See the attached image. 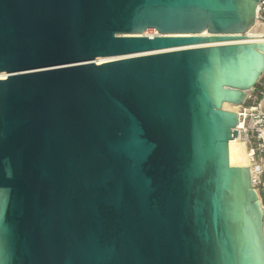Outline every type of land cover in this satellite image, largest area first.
<instances>
[{"label": "water", "instance_id": "1", "mask_svg": "<svg viewBox=\"0 0 264 264\" xmlns=\"http://www.w3.org/2000/svg\"><path fill=\"white\" fill-rule=\"evenodd\" d=\"M257 1L0 0V264H264Z\"/></svg>", "mask_w": 264, "mask_h": 264}, {"label": "built area", "instance_id": "2", "mask_svg": "<svg viewBox=\"0 0 264 264\" xmlns=\"http://www.w3.org/2000/svg\"><path fill=\"white\" fill-rule=\"evenodd\" d=\"M260 25H264V0L257 1L253 23L243 32L235 33L250 37H238L229 42L264 41V30H259ZM236 113L237 136L246 144L251 160L260 165L254 174L250 170V178L264 212V69L256 83L245 90V97Z\"/></svg>", "mask_w": 264, "mask_h": 264}, {"label": "bare ground", "instance_id": "3", "mask_svg": "<svg viewBox=\"0 0 264 264\" xmlns=\"http://www.w3.org/2000/svg\"><path fill=\"white\" fill-rule=\"evenodd\" d=\"M148 30H151L152 32H149ZM259 30H264V25H260ZM205 32L206 31H203L202 33ZM142 33L144 34L146 33V35L151 36V34H156L157 31L154 28H146L145 31H143ZM112 57L113 56H98L95 58V61L100 62ZM6 75H7L6 72L0 71V77H5ZM239 104L240 103H232V102L224 101L222 103V106L226 109H230L236 112L239 108ZM233 138L238 140L228 141V157L230 164L249 166L251 173L254 174L255 171L260 167L259 163L251 160L248 154V149L246 147V144L242 139H240L238 136H234Z\"/></svg>", "mask_w": 264, "mask_h": 264}, {"label": "rangeland", "instance_id": "4", "mask_svg": "<svg viewBox=\"0 0 264 264\" xmlns=\"http://www.w3.org/2000/svg\"><path fill=\"white\" fill-rule=\"evenodd\" d=\"M144 31H145V30H144ZM148 31H149V32H152L151 30H148ZM148 31H147V32H148ZM149 32H148V33H149ZM145 34H146V33H145ZM151 35H153V34H151Z\"/></svg>", "mask_w": 264, "mask_h": 264}]
</instances>
